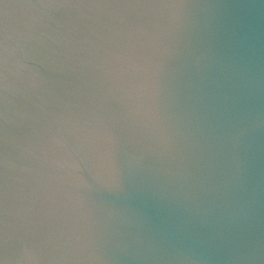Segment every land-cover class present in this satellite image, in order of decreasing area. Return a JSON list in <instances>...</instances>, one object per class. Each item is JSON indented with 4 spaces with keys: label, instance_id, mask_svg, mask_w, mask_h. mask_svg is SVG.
<instances>
[{
    "label": "water",
    "instance_id": "95a60500",
    "mask_svg": "<svg viewBox=\"0 0 264 264\" xmlns=\"http://www.w3.org/2000/svg\"><path fill=\"white\" fill-rule=\"evenodd\" d=\"M0 264H264V0H0Z\"/></svg>",
    "mask_w": 264,
    "mask_h": 264
}]
</instances>
